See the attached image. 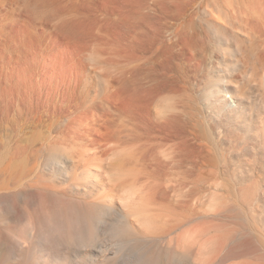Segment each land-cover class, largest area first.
Masks as SVG:
<instances>
[{
	"label": "bare ground",
	"instance_id": "1",
	"mask_svg": "<svg viewBox=\"0 0 264 264\" xmlns=\"http://www.w3.org/2000/svg\"><path fill=\"white\" fill-rule=\"evenodd\" d=\"M0 264H264V0H0Z\"/></svg>",
	"mask_w": 264,
	"mask_h": 264
},
{
	"label": "rangeland",
	"instance_id": "2",
	"mask_svg": "<svg viewBox=\"0 0 264 264\" xmlns=\"http://www.w3.org/2000/svg\"><path fill=\"white\" fill-rule=\"evenodd\" d=\"M113 70V69H112ZM111 70V71H112ZM195 95V96H194ZM171 97V95H169ZM168 96V97H169ZM200 99V95L197 93V91L194 92V94H192V97H191V100H192V104H191V112L194 116V118H192V116H189V117H186V121H187V124L189 126H193L194 125H197V127L199 128V124L198 122H201L203 120V118L201 117L199 111L198 110V101ZM194 102V103H193ZM196 120H197V123H196ZM193 122V123H192ZM197 128V129H198ZM202 133V129L199 128ZM207 134V132L205 133ZM217 141V140H216ZM218 144L220 143L219 141H217ZM217 164L220 168V172L219 173V176L222 177V178H225L227 180H230L232 183H234V180L232 179V177L230 176V174H233L234 173V170L233 168L231 167L230 170H226L224 168L225 166V163H224V159L222 158V156L220 157V159L217 161ZM181 171H178L176 169H171L170 173H179ZM183 173V172H181ZM223 174V175H222ZM189 181L188 180H185L183 178V176H174L170 179V182L167 184V186H169V188H171V190L174 192V190H179V189H184V190H187V187L189 186L190 187V183H188Z\"/></svg>",
	"mask_w": 264,
	"mask_h": 264
}]
</instances>
